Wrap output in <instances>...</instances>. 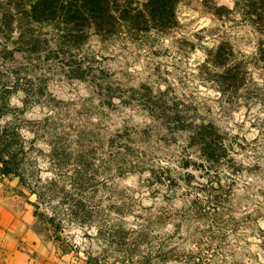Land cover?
<instances>
[{"label": "rangeland", "instance_id": "rangeland-1", "mask_svg": "<svg viewBox=\"0 0 264 264\" xmlns=\"http://www.w3.org/2000/svg\"><path fill=\"white\" fill-rule=\"evenodd\" d=\"M29 1L0 0L3 118L35 140L39 178L55 185L45 201L12 183L0 199L18 208L32 197L36 227L60 238L68 264L89 255L121 264L125 246L109 247V236L132 245L138 230L148 240H137L135 256L155 264L161 246L173 250L164 264H264V60L242 20L180 0L167 33L64 39L44 22L22 37ZM218 47L238 76L205 66ZM201 126L213 131L209 159L191 141ZM50 142L61 146L59 161Z\"/></svg>", "mask_w": 264, "mask_h": 264}, {"label": "trees", "instance_id": "trees-1", "mask_svg": "<svg viewBox=\"0 0 264 264\" xmlns=\"http://www.w3.org/2000/svg\"><path fill=\"white\" fill-rule=\"evenodd\" d=\"M180 0H30L21 13L19 19L28 22L18 28L24 33L29 30L33 23H51L57 27L61 38L69 36L82 39L88 34L95 35L100 40L115 37L135 38L146 34L148 31L167 33L174 30L178 25L177 6ZM211 3L207 12L216 19L232 14L239 17L249 30L258 38L257 54L264 60V0H232L233 7L228 8L218 5L215 0H206L204 4ZM28 24V26H26ZM26 27V28H25ZM27 30H25V29ZM215 29H203L196 34L208 32L214 35ZM199 38V37H198ZM226 58L221 55V47L207 53L206 65L213 67L223 66L222 78L238 76L239 70L234 67H226ZM236 71V72H235ZM231 79V78H230ZM10 90L3 83L0 84V179L18 180V187L28 189L30 195H35L37 200H44L52 192L55 180H47L42 184L37 168V158L33 155L34 139L26 140L22 134V126L16 120H4L9 111ZM32 131V130H31ZM213 131L210 126H201L199 131L191 138L192 143L198 146L200 151L209 159L213 157L212 145ZM59 144L50 142L49 159L56 162L61 159ZM45 189L39 192L37 187ZM20 195L25 194L20 191ZM36 206V204L33 203ZM73 208V213H75ZM79 205L77 206V210ZM53 223L52 217L45 218ZM135 242L124 244L118 233L109 236V247L115 246L125 250L123 258L118 260L121 264H155L149 253L136 258L135 252L138 246L137 240L146 242L147 234L143 230L136 231ZM57 241L60 238L57 237ZM133 247V248H131ZM63 251L64 248H62ZM173 250L164 252V246L156 252V259L160 263H166ZM170 255V256H169ZM191 258V257H190ZM100 257L88 256L86 264H98ZM189 264H199L189 261Z\"/></svg>", "mask_w": 264, "mask_h": 264}, {"label": "crops", "instance_id": "crops-1", "mask_svg": "<svg viewBox=\"0 0 264 264\" xmlns=\"http://www.w3.org/2000/svg\"><path fill=\"white\" fill-rule=\"evenodd\" d=\"M10 183L16 192L20 190L17 179H0V194L6 193ZM31 198H24L27 203L18 208L0 199V264H68L63 262L65 255L56 234L47 236L36 227Z\"/></svg>", "mask_w": 264, "mask_h": 264}]
</instances>
